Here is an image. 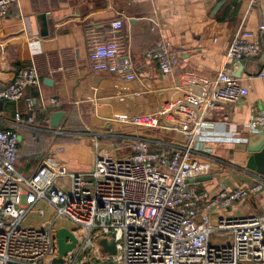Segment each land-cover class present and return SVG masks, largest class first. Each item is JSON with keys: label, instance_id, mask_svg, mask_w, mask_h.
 Listing matches in <instances>:
<instances>
[{"label": "crops", "instance_id": "0c3cea01", "mask_svg": "<svg viewBox=\"0 0 264 264\" xmlns=\"http://www.w3.org/2000/svg\"><path fill=\"white\" fill-rule=\"evenodd\" d=\"M119 19L120 43L137 74L131 81L95 72L89 61V27L102 25L98 32L106 38L109 23ZM260 26H264V0H18L0 21V88L13 80L19 67L29 64L35 65L40 85L26 89L35 105V120L33 126L19 130L17 171L29 177L43 161L66 169L79 162L88 164V170L71 173L89 174L98 154L127 158L129 140L135 137L152 144L182 145L195 105L190 90L205 94V86L218 72L227 70L235 77L241 62V75L235 78L248 94L237 104L208 113L203 148L196 154L207 175L192 185L214 196L221 186L236 190L261 179L262 191L228 214L261 213L264 176L246 168L249 140L259 132L245 126L253 114H264V79L256 77L264 69ZM230 29L254 34L260 51L257 59L227 60L224 33ZM159 40L170 43L176 59L169 75L161 74L145 56ZM50 99H56L58 106L51 107ZM16 111L26 121L21 101L0 100V129L12 125ZM56 112L64 115L52 128L49 121ZM108 138L115 140L110 150L102 142Z\"/></svg>", "mask_w": 264, "mask_h": 264}, {"label": "built area", "instance_id": "2783aa9c", "mask_svg": "<svg viewBox=\"0 0 264 264\" xmlns=\"http://www.w3.org/2000/svg\"><path fill=\"white\" fill-rule=\"evenodd\" d=\"M17 3L0 0V21ZM101 27L91 26L87 32L92 70L136 79L131 56L120 43L122 20L109 23L106 38L98 32ZM224 37L227 60L258 58L253 33L230 29ZM145 56L161 74L172 72L176 59L169 42L159 40ZM256 77L264 79V69ZM39 85L37 69L29 64L19 67L13 80L0 88V100L21 101L28 113L23 121L16 111L12 125L0 129V264H55L60 229L72 233L76 243L59 264H264V210L249 216L228 214L247 197L258 195L263 181L256 178L253 185L236 190L221 186L214 196L186 183L207 175L196 154L203 148L208 113L237 104L248 94L230 72H218L205 86V94L190 90L195 105L184 144H152L135 137L129 140L127 158L98 154L89 174L43 161L28 177L16 169L19 130L33 126L35 105L26 89ZM49 104L56 107L58 101L50 99ZM245 126L264 132V114H253ZM67 223L81 228V238ZM103 239L116 242L114 255L101 252Z\"/></svg>", "mask_w": 264, "mask_h": 264}, {"label": "water", "instance_id": "95a60500", "mask_svg": "<svg viewBox=\"0 0 264 264\" xmlns=\"http://www.w3.org/2000/svg\"><path fill=\"white\" fill-rule=\"evenodd\" d=\"M240 71L235 75L236 78H239L243 69V65L240 62ZM62 112H56L50 117V126L52 128H57L63 117ZM247 152L250 154L246 161V168L256 172L257 175L264 176V132H259V135L255 138L249 140V145L247 147ZM199 178L188 179L187 184H192L194 181H197ZM58 247H59V258L55 259L53 262L59 264L62 262V256L69 252L75 245L76 239L67 229H60L56 233ZM69 239L70 243H66V240ZM116 242L111 240H101L99 246L101 247L102 253H107L109 255H114L116 253L115 248Z\"/></svg>", "mask_w": 264, "mask_h": 264}, {"label": "rangeland", "instance_id": "374dc122", "mask_svg": "<svg viewBox=\"0 0 264 264\" xmlns=\"http://www.w3.org/2000/svg\"><path fill=\"white\" fill-rule=\"evenodd\" d=\"M123 125V124H122ZM121 125V126H122ZM125 126V125H124ZM116 128V130L121 131L122 129L119 127V126H116L114 127ZM120 128V129H119ZM107 140H102V142L104 143L103 145H105L107 147V149H111V145L114 144L115 140L111 139V138H108V141L106 142ZM165 141V140H164ZM20 150V148H19ZM115 158L117 159H123L122 157H118L116 155H114ZM72 164V162H71ZM70 166V167H69ZM67 165V170L69 172H83V171H86L88 170V164L85 165V164H82V163H79V162H74L72 165ZM40 206L42 207H45V205L41 204ZM70 231H73L77 236H79V238H81V234H82V230L81 228L75 226V225H71L70 223H67L65 225Z\"/></svg>", "mask_w": 264, "mask_h": 264}, {"label": "trees", "instance_id": "16d2710c", "mask_svg": "<svg viewBox=\"0 0 264 264\" xmlns=\"http://www.w3.org/2000/svg\"><path fill=\"white\" fill-rule=\"evenodd\" d=\"M20 146H21V144H20Z\"/></svg>", "mask_w": 264, "mask_h": 264}]
</instances>
